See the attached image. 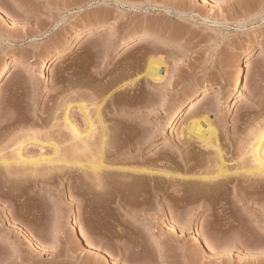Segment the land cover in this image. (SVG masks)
Segmentation results:
<instances>
[{
	"label": "rangeland",
	"instance_id": "obj_1",
	"mask_svg": "<svg viewBox=\"0 0 264 264\" xmlns=\"http://www.w3.org/2000/svg\"><path fill=\"white\" fill-rule=\"evenodd\" d=\"M0 13V68L36 69L0 81V264H264V182L257 195L231 181L211 197L199 180L214 155L178 118L168 128L190 97L187 111L208 117L232 166H247L243 151L264 128V0H0ZM49 50L61 54L47 78L38 66ZM153 58L159 81L144 75ZM239 61L246 93L223 103ZM79 104L95 124L83 168L56 161L73 141L65 118L87 128ZM18 145L45 159L14 162ZM71 221L110 262L72 240Z\"/></svg>",
	"mask_w": 264,
	"mask_h": 264
},
{
	"label": "bare ground",
	"instance_id": "obj_2",
	"mask_svg": "<svg viewBox=\"0 0 264 264\" xmlns=\"http://www.w3.org/2000/svg\"><path fill=\"white\" fill-rule=\"evenodd\" d=\"M1 17L2 14L0 13ZM105 28L104 24H98L95 25L93 27L90 28V30H87L86 33H90V32H98L100 30H103ZM76 36H79L80 32H74ZM139 39H143L142 36L138 37L136 40H138L136 43L141 42ZM134 40V41H136ZM61 51H65V50H61ZM258 54L257 55H264V47L263 45H260L259 49L257 50ZM60 52H52L51 50L48 51V53L46 54V57L43 58V60L39 63V70L43 73L44 77H49V66L52 63V61L54 59H56L58 56H60ZM252 51H247V53L245 55H243L244 57V61L246 59H248L250 56H252ZM48 55V56H47ZM150 60V59H149ZM162 61L161 60H154L151 59L149 61V65L147 66V69L145 71L146 77H148L151 80L154 81H159L162 76L159 74L160 72V66L162 65ZM244 67L245 64L244 62L239 61L236 65L235 68V72L233 74V79H232V86L235 88L234 91L229 92L227 94V97L225 98V100L223 101V103L230 101L233 98H237V97H242L243 95H245L246 93V88L244 87L243 84V73H244ZM10 69L12 71L14 70H19L21 72H26V73H35L36 69L33 66H29L26 64H20V63H12V64H8V65H4L0 68V81H2L3 77L10 71ZM165 71H163L164 73ZM162 73V74H163ZM126 85V84H125ZM124 85V86H125ZM123 86V87H124ZM205 93L200 94L199 96L196 97L197 102H201L203 100H205L207 98V96H205ZM191 98L190 97H186L185 100H183L180 104H178L177 106V115H173L171 117V119H169V124H168V128L170 129V132L172 130H174L173 128L176 127V123L178 120H180V123H183V132L188 135V136H192L193 139L198 140L199 145L201 146V148L207 150L208 152H210L211 154L214 155V167H215V172L208 177H203L199 180V182H208L205 183L206 185H203L204 187L208 188L210 191V196L213 197L214 195H217V192H221L220 188L224 187L227 185V183L231 182V181H236L239 183V191H241L242 193H244L245 195H257L261 189H262V182H264V128L259 129L252 137V139L250 140V142L247 144L246 148L244 149L245 151H243L244 154L248 155L249 160L247 163L246 167H243V163H241L240 165V169L239 167H234V165L232 166L231 162L232 159L228 158L227 156H225L227 153L223 150L222 146H220L219 143V139L216 133V130L213 128V126L211 125V122L208 120L207 116H203L202 114L199 113V111H193V112H188L186 109L187 104H190ZM77 108L80 110L81 113H83L84 115V119H85V123H86V127L83 131L79 130L74 124L69 123L67 121V118H65L66 121V127L69 129L71 135H72V143L69 147V150L67 152V154H64L67 156V158L62 159H57L56 161H65L67 162H71L76 168H83V166L85 165L84 163H82V158H87L86 156L88 154H90L91 151V142L90 139L92 138V136L94 135V131H95V124L93 122V118L91 119V117H89V115L87 114V110L86 107H84L83 105L79 104L77 105ZM100 109L98 108V110L96 111V116L98 117V122L100 123V147L98 149V155H94L95 161L96 159L98 160V166L96 167V173L98 174L99 170H101V168H104L105 166L103 165V161H102V149H103V143L105 140L104 137V126H103V120L100 116L99 113ZM190 117H192L190 119ZM178 118V120L175 122V119ZM175 122V124H174ZM178 124V123H177ZM102 125V126H101ZM24 146L22 145H18L15 149H14V158H12L14 160V162L16 161V163H21V164H28V163H32V164H36L39 161H41L42 159L44 160L45 158L41 157L42 159L40 160V158L38 159H28L26 157L22 156V148ZM54 148V153L56 155V157H58L57 155H59V148L57 147H53ZM92 154V153H91ZM90 154V155H91ZM55 157V156H53ZM50 158L47 161V163L50 162H54V158ZM89 158V156H88ZM87 158V159H88ZM70 159V160H69ZM12 160V161H13ZM94 160V159H93ZM231 165H230V164ZM109 169V168H106ZM117 170V169H116ZM114 171V170H113ZM115 172V171H114ZM121 173L122 175H126L128 177H133L135 175H139V174H146V173H150L149 170L145 169V168H120L119 171L116 172V174ZM241 177V179L239 178ZM136 179V178H135ZM138 180V179H137ZM181 180H183L181 178ZM180 180V182H182ZM180 182L178 181L177 184ZM241 182H244L245 185H243ZM237 183V184H238ZM154 187V186H153ZM156 189V190H155ZM219 189V191H218ZM155 191H159L157 189V187H154ZM219 195V194H218ZM249 195V196H250ZM218 197V196H216ZM216 204V203H214ZM14 222V221H12ZM76 222V221H75ZM75 222L70 223V227L72 228L71 232H72V240L76 243H79L80 241L83 242V247L93 250L94 255L102 260V261H108L109 259V254H106L102 248H100L98 245H92V243L90 242V240H88L87 238H84V235H82L80 233V231L77 229L78 227L75 225ZM16 223V222H15ZM17 224V223H16ZM15 224V226H16ZM14 226V224H11ZM19 226V225H18ZM17 226V228L15 229L16 232L18 231V229L20 230L21 228H19ZM14 228V227H12ZM27 230V229H26ZM21 232H24V236L25 238H27V240L29 239V242H31L33 244V246H35L37 249H40L42 247L39 246V243L37 242L38 240L36 239V237H34V235L32 236V234L30 232L22 230ZM18 233V232H17ZM30 233V234H29ZM23 234V233H21ZM23 237V236H22ZM24 239V238H23ZM36 249V250H37ZM112 259V257H111ZM115 262V259L113 258L111 260V262ZM117 261V260H116ZM110 262V259H109ZM113 262V263H114ZM112 263V264H113ZM118 263V262H117ZM115 262V264H117Z\"/></svg>",
	"mask_w": 264,
	"mask_h": 264
}]
</instances>
